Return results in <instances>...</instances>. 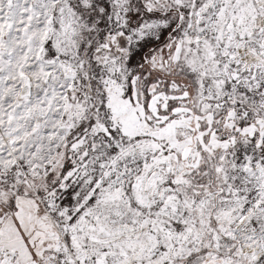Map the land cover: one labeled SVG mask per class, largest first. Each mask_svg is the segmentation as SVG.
I'll return each instance as SVG.
<instances>
[{"label": "snow or ice", "instance_id": "6c2138e0", "mask_svg": "<svg viewBox=\"0 0 264 264\" xmlns=\"http://www.w3.org/2000/svg\"><path fill=\"white\" fill-rule=\"evenodd\" d=\"M0 264H264V0H0Z\"/></svg>", "mask_w": 264, "mask_h": 264}]
</instances>
